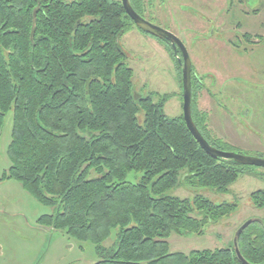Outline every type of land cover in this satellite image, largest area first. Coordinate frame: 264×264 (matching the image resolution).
Wrapping results in <instances>:
<instances>
[{
  "label": "trees",
  "instance_id": "1",
  "mask_svg": "<svg viewBox=\"0 0 264 264\" xmlns=\"http://www.w3.org/2000/svg\"><path fill=\"white\" fill-rule=\"evenodd\" d=\"M130 1L146 19L142 0ZM134 25L121 0H0V136L13 110L11 166L3 179L53 207L39 223L92 242L99 256L94 264H264L262 219L238 236L247 263L234 243L170 250L173 233L201 235L231 216L236 204L167 191L184 180L192 189L228 193L254 166L210 156L183 116L168 117L152 95L135 99L134 71L119 43ZM192 75L194 122L209 144L239 152L208 130ZM132 172L142 173L136 183L127 181ZM252 201L263 207L264 190ZM113 230L117 238L107 248Z\"/></svg>",
  "mask_w": 264,
  "mask_h": 264
},
{
  "label": "rangeland",
  "instance_id": "2",
  "mask_svg": "<svg viewBox=\"0 0 264 264\" xmlns=\"http://www.w3.org/2000/svg\"><path fill=\"white\" fill-rule=\"evenodd\" d=\"M141 2L145 17L184 41L197 79L196 107L207 114L212 135L244 154L264 153V0ZM245 33L251 35V41L243 37ZM119 43L134 71L135 93L152 95L154 101L163 102L168 117L183 116V76L177 55L169 52L164 41L136 25L119 38ZM139 116L142 121L143 113ZM12 127L13 110L6 115L0 136V264H58L72 258L69 264L96 263L99 256L92 242H79L39 223L38 219L52 213L53 207L37 201L16 180L3 179L11 166L7 149ZM141 176L132 172L127 181L136 183ZM237 179L228 193L213 188L192 189L184 180L167 191L182 198L201 193L214 203L236 204L231 216L205 226L201 235L173 233L168 238L171 251L226 248L234 243L237 230L246 221H264V206L259 208L252 201L253 193L264 190V167L246 168ZM40 228L49 230L47 235ZM112 232L103 243L107 248L117 238V230ZM63 236L66 244L73 246L71 253L60 249Z\"/></svg>",
  "mask_w": 264,
  "mask_h": 264
},
{
  "label": "water",
  "instance_id": "3",
  "mask_svg": "<svg viewBox=\"0 0 264 264\" xmlns=\"http://www.w3.org/2000/svg\"><path fill=\"white\" fill-rule=\"evenodd\" d=\"M121 1L123 7L126 9L127 14L131 19H133L136 26L140 30H143L145 33H149L158 39L167 41L172 45L174 53L179 58L178 63L182 67L183 87H184V93H183L184 121L185 123H187L188 129L190 130L191 134H193L197 142L200 144V146H202V148L206 151V153L216 158H221V159L226 158V159L235 160L236 162L245 166L249 165L254 167H264V157L243 154L237 151L233 152L223 149L220 150L217 147L209 144L205 136L199 130L196 122H194V118H193V111H192L193 64L191 61L190 53L188 52L184 41L183 40L181 41L180 38L173 31L171 30L169 31L168 29H165L160 25H156L153 22H151L148 18L145 19L143 16H141L137 12L135 7H132L130 0H121ZM134 97L136 100H138L139 98H142L143 95L137 92L134 93ZM252 221L253 219H249L244 224H242L241 227L237 230V233L234 237L235 250L237 252L239 259L244 263H247V261L244 259L241 250H239L238 236L244 229H246L249 226V224Z\"/></svg>",
  "mask_w": 264,
  "mask_h": 264
},
{
  "label": "crops",
  "instance_id": "4",
  "mask_svg": "<svg viewBox=\"0 0 264 264\" xmlns=\"http://www.w3.org/2000/svg\"><path fill=\"white\" fill-rule=\"evenodd\" d=\"M41 229H43V228H40V232H45V235H47V231H49V230H46V229L41 230ZM52 231L50 230V232H52ZM61 235L62 234H59V236H61ZM63 237L64 238L59 243L60 249L63 250V251H65V252H67V253H71L73 251V246L70 245V244H66L67 241L65 240V236H63ZM59 240H60V238H59ZM56 242H57V239H56ZM1 256H2V248H0V257ZM72 260H73V258L71 260H69V259L68 260H65L62 263L59 262L58 264H69Z\"/></svg>",
  "mask_w": 264,
  "mask_h": 264
}]
</instances>
